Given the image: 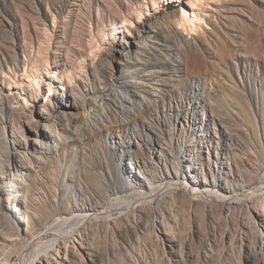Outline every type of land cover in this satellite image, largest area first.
<instances>
[{"label":"bare ground","instance_id":"bare-ground-1","mask_svg":"<svg viewBox=\"0 0 264 264\" xmlns=\"http://www.w3.org/2000/svg\"><path fill=\"white\" fill-rule=\"evenodd\" d=\"M164 1L183 6L154 20L164 6L152 0L137 23L123 17L118 63L83 46L84 63L62 64L58 50L23 78L11 70L14 85L0 88V264L15 254L21 264H227L232 254L264 264V98L254 111L236 85L221 96L192 85L187 98L173 75L155 86L167 61L181 83L208 82L204 42L189 30L172 44L168 30L188 24L207 39L221 20L214 0Z\"/></svg>","mask_w":264,"mask_h":264},{"label":"rangeland","instance_id":"rangeland-1","mask_svg":"<svg viewBox=\"0 0 264 264\" xmlns=\"http://www.w3.org/2000/svg\"><path fill=\"white\" fill-rule=\"evenodd\" d=\"M146 1L147 3L144 0H0V88L3 89V92H7L8 89L14 85L16 76L11 71L13 68L18 70V78H23L25 73L24 69H29L31 67L29 69L31 71L33 63H37V59L40 57H45L44 59H46L48 52L53 58L59 50L58 52L62 54L61 63L69 64L77 63L79 60L84 63L83 57L85 54L83 55L84 52H82L83 49L81 48L86 47L88 50L95 51L96 53L101 50V53L98 54H103L104 51L111 50V53H113L111 54V58L114 62L118 63L120 55L116 49L119 45V41L120 43L123 41V34H119L123 29H118V27L122 26L123 17L125 18L126 15L136 17L137 19L134 18L136 23L139 17V20H141V16L139 15L140 12L138 11L139 6V9L145 13L144 16L147 13L145 7L149 6L148 9L153 13V4L151 5L152 0ZM168 1L171 2L172 0ZM184 1L185 5L188 0ZM218 1L219 0L216 2V0H214V4L216 5H213L216 10L218 9V15L216 14L218 23L220 19L223 21L220 20L221 24L219 23V27H215L213 20L210 22L207 19L210 28L215 27L218 31L217 34L213 33V35H211V29L205 30L206 28L202 27V29L204 28L202 32L210 30L207 32V39H205L201 30H196V32L195 28L192 29L193 27L191 28L188 24L184 27L180 26V29L178 28L179 25H174V27L178 28L177 30H168L169 33L174 34L176 37L170 40L172 44L179 43V37L181 35L186 36V33L188 34L190 32L189 30L193 32V34L190 32L192 40L189 39L191 41L196 42L198 38L204 42V45L200 47L199 56L204 59L207 64V71L211 74L208 82L203 79L200 81L201 83L195 79L183 82L184 84L178 81L181 78L180 74L177 70L173 72L172 68L177 67H172L171 62L166 60L164 55L167 54L168 51L164 47L163 48L167 52H164L162 57L164 61H167V64H162L161 67L166 68L167 73L159 72L154 78L151 77L149 80L152 81L155 86L163 87L161 82H159V78L163 77L164 79H168V76L170 77L173 75L174 81H172L171 84H176L177 88L175 86L174 89H176V92L180 93L182 97L184 95L185 98H187V93L191 92L190 87L192 85L195 90L204 89L205 91H209L211 87L215 90H220V96L223 94L222 91L228 86L236 85L246 90L248 97L250 99L252 98L254 102L253 110L259 111L264 98V0H222L219 1L222 2V6ZM160 2L164 8L154 20L172 15L176 12L179 13L183 6L182 3H177L178 6H175L176 2H171L169 4H167V2L165 3L164 0H160ZM223 3L225 5H223ZM116 18L117 21H115ZM144 19L145 18L142 20L145 21ZM113 22H117L118 25H114ZM168 25L171 26L170 20ZM114 26L117 27L115 28ZM252 36L255 41L251 39ZM215 37H219L218 42H213ZM203 40H206L207 44ZM251 48H257L256 50L258 53H256L255 49L253 50ZM126 52H128V50H126ZM253 53L255 55L252 56L251 54ZM55 59L54 57V60ZM224 59L225 61H223ZM219 63V68L217 71L213 72L212 66ZM91 64L90 61L84 64L86 67L85 71L88 73L91 70ZM52 69H54V64ZM147 70L144 71L143 69L140 74L145 75ZM3 73H5V75ZM219 73H222V75L219 76ZM212 75H214V77ZM223 75L225 76L222 77ZM221 80H223V85L221 84ZM224 80L225 82L227 81L225 84ZM24 82L27 86V93L32 94V96L36 98V96H34L35 94L28 90V80H24ZM55 86V91L58 94H62L63 90H61V85L56 84ZM224 86H226V88H224ZM42 91L40 106L47 101L48 96L46 86ZM183 92L184 94H182ZM111 93L112 90L108 92L109 95ZM12 99H14V102H17L19 96L16 94ZM6 105L9 106V104ZM187 105L186 103L185 107H187ZM232 122L237 123L236 119H232ZM209 129L212 134L215 133L212 124ZM0 198L3 200V195H1ZM110 209L111 204L107 207V210ZM252 258L249 263L244 259L242 264H261L260 257L256 258V260ZM21 262V256L15 254L10 264H21ZM237 262V255L232 254L227 264H240Z\"/></svg>","mask_w":264,"mask_h":264}]
</instances>
